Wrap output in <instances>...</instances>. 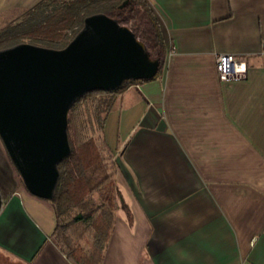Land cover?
<instances>
[{"label":"crops","instance_id":"obj_1","mask_svg":"<svg viewBox=\"0 0 264 264\" xmlns=\"http://www.w3.org/2000/svg\"><path fill=\"white\" fill-rule=\"evenodd\" d=\"M39 1L0 0V27ZM148 2L166 55L105 118L119 203L100 264H264V0ZM219 54L245 78L221 80ZM55 223L0 143V264H74Z\"/></svg>","mask_w":264,"mask_h":264},{"label":"water","instance_id":"obj_2","mask_svg":"<svg viewBox=\"0 0 264 264\" xmlns=\"http://www.w3.org/2000/svg\"><path fill=\"white\" fill-rule=\"evenodd\" d=\"M159 66L128 26L105 13L86 16L62 48L21 42L0 49V140L24 188L53 198L78 98L151 79Z\"/></svg>","mask_w":264,"mask_h":264},{"label":"trees","instance_id":"obj_3","mask_svg":"<svg viewBox=\"0 0 264 264\" xmlns=\"http://www.w3.org/2000/svg\"><path fill=\"white\" fill-rule=\"evenodd\" d=\"M124 1L40 0L24 10L20 20L0 29V49L21 42L62 48L81 29L86 16L105 13L119 23L133 20L128 27L145 43L151 56L159 59L160 69L166 46L153 8L147 0H126L120 8ZM130 82L116 90L88 92L69 110L71 152L58 164L59 180L49 201L56 218L51 238L74 264H100L113 227L118 165L102 132L117 93ZM83 237H87V249L77 244Z\"/></svg>","mask_w":264,"mask_h":264},{"label":"built area","instance_id":"obj_4","mask_svg":"<svg viewBox=\"0 0 264 264\" xmlns=\"http://www.w3.org/2000/svg\"><path fill=\"white\" fill-rule=\"evenodd\" d=\"M216 66L218 76L223 81L242 79L245 78L247 73L245 60L233 54L217 55Z\"/></svg>","mask_w":264,"mask_h":264},{"label":"rangeland","instance_id":"obj_5","mask_svg":"<svg viewBox=\"0 0 264 264\" xmlns=\"http://www.w3.org/2000/svg\"><path fill=\"white\" fill-rule=\"evenodd\" d=\"M147 5H148V6H151V5L149 4L148 0H147ZM24 12H25V11H24ZM24 12L18 13V15L15 16V17H13V18L10 17V18H9L10 20L7 21V22H4V23L2 24V26L0 27V29H1L2 27H4V26L8 25V24L15 23L16 21L20 20V19H21L20 17L22 16V14H24ZM126 17H127V16L125 15V19H126ZM120 23H122L123 25H126V26H130V25L133 23V20H132V19L127 20V21L124 20V21H122V22H120ZM0 143L2 144L1 140H0ZM11 164H12V163H11ZM116 174H117V172L115 173V178H116ZM16 178H17V181H18V186H19L20 188H24V186H23V184H22V182H21V179H20V177L18 176L17 172H16ZM115 186H116V180H115ZM95 197H96V195H95ZM115 200H116V204H118L119 202H118L117 192H116V198H115ZM77 244H78V246L81 247L82 249H87V248L89 247V244H88V241H87V237H83L81 240L77 241Z\"/></svg>","mask_w":264,"mask_h":264}]
</instances>
